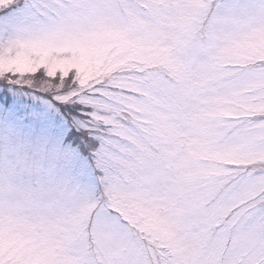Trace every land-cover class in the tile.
<instances>
[{
	"label": "snow or ice",
	"instance_id": "snow-or-ice-1",
	"mask_svg": "<svg viewBox=\"0 0 264 264\" xmlns=\"http://www.w3.org/2000/svg\"><path fill=\"white\" fill-rule=\"evenodd\" d=\"M0 264H264V0H0Z\"/></svg>",
	"mask_w": 264,
	"mask_h": 264
}]
</instances>
